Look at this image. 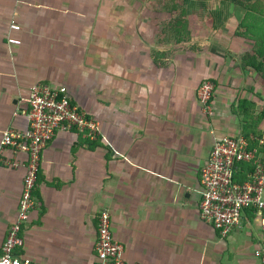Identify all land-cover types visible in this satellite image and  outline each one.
Wrapping results in <instances>:
<instances>
[{"label": "crops", "instance_id": "crops-1", "mask_svg": "<svg viewBox=\"0 0 264 264\" xmlns=\"http://www.w3.org/2000/svg\"><path fill=\"white\" fill-rule=\"evenodd\" d=\"M106 1L0 0V142L5 130L28 127L22 111L36 82L66 85L99 123L97 138L59 130L43 149L14 253L37 264H95L107 210L127 264H262L254 211L223 236L200 210L202 170L217 139L248 133L264 153V75L244 61L241 20L217 8L208 38L173 46L157 10L152 22L110 24ZM13 21L20 31L10 32ZM10 33L21 44H10ZM206 79L215 84L211 113L197 98ZM27 159L11 147L0 155V252ZM240 168L236 178L248 179L251 165Z\"/></svg>", "mask_w": 264, "mask_h": 264}, {"label": "built area", "instance_id": "built-area-1", "mask_svg": "<svg viewBox=\"0 0 264 264\" xmlns=\"http://www.w3.org/2000/svg\"><path fill=\"white\" fill-rule=\"evenodd\" d=\"M20 30V24L13 21L10 32ZM7 40L10 44L22 42L11 33ZM214 90L215 84L209 79L197 89L198 101L208 113L212 112ZM22 112L28 120L26 130L21 132L9 128L3 132L0 142V155L6 147H11L24 151L28 156L17 219L2 246L0 264H37L17 256L14 249L23 244L20 230L35 204L33 192L45 146L59 130L76 128L90 138L99 135L98 121L73 101L66 85L36 82L30 89L28 108ZM259 142L264 143V139L260 138ZM242 163H249L251 170L249 178L240 181L236 173L241 170ZM200 194L202 217L223 236L242 225L247 209L257 214L262 237L256 256L264 264V153L250 147V139L242 135H226L217 139L202 170ZM97 232L95 264H127L123 256L124 244L114 238L111 215L107 210L99 214Z\"/></svg>", "mask_w": 264, "mask_h": 264}, {"label": "trees", "instance_id": "trees-1", "mask_svg": "<svg viewBox=\"0 0 264 264\" xmlns=\"http://www.w3.org/2000/svg\"><path fill=\"white\" fill-rule=\"evenodd\" d=\"M207 1L208 0L165 1L166 9L169 11V14L162 17L160 22H157L162 39H164L165 43L170 42L175 46L181 43H190L196 39L202 40L208 38L215 30L214 28H216V26L211 19H201L195 9L198 3L204 5ZM227 1L230 2V0H219V2L224 5H226ZM235 4L245 9L244 17L246 15H254L259 19L250 26V23H246L243 18L238 27L237 36L245 39L250 36L249 40L254 41V49L244 55V61L248 66H252L259 74L264 75V0H235ZM219 13L223 16L225 15L223 14L222 8H220ZM157 18L159 17H156V19ZM244 27L250 31V33L248 32L247 38L241 34V29L243 28L244 30ZM256 30L259 31V34L256 33ZM157 54L158 53H156V55ZM97 137H99V135ZM245 137L249 139L250 136L246 133ZM253 144L256 145L255 142Z\"/></svg>", "mask_w": 264, "mask_h": 264}, {"label": "rangeland", "instance_id": "rangeland-1", "mask_svg": "<svg viewBox=\"0 0 264 264\" xmlns=\"http://www.w3.org/2000/svg\"><path fill=\"white\" fill-rule=\"evenodd\" d=\"M165 1L169 2L170 0H107L106 3L108 5V17L110 20V24L116 23L115 18H117L118 21H122V19H124L125 24L133 23V22L142 23V21L147 22L148 20L152 22L153 19L151 17H153L154 15L153 14L154 9L155 10L157 9L156 17L160 18V19L157 18V22H160V20H162V17L167 16L169 14V11H167L166 9ZM219 7L222 8L223 11H225L224 14H227L228 11H233L234 14L238 15V20H241L240 22H242L244 18V21H246V23H250V26H252V23L254 24L256 20H259L258 17L254 15L252 16L246 15L244 17L245 9L235 4V0H230V2L227 1L226 5L219 2V0H208L207 2H205L204 5H202L201 3H198L195 9H196L197 14L201 17V19L203 18L209 19L211 18L209 14L213 11H216V9ZM248 32L250 33V31L247 30L245 27H244V30L243 28L241 29V34L243 36H246V38L249 34ZM256 33L259 34V31L256 30ZM157 36H158V30H157ZM249 38L250 36L246 40H244L243 37L242 38L239 37V42L241 41L244 43L245 41L244 45L249 47V48H246V50L250 52L251 50L254 49V41H250ZM236 39L238 38H235V40ZM95 120L98 121L97 119Z\"/></svg>", "mask_w": 264, "mask_h": 264}]
</instances>
